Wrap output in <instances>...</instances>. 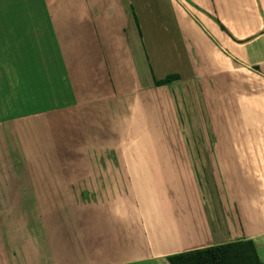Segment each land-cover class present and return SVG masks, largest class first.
Listing matches in <instances>:
<instances>
[{
    "label": "crops",
    "instance_id": "obj_1",
    "mask_svg": "<svg viewBox=\"0 0 264 264\" xmlns=\"http://www.w3.org/2000/svg\"><path fill=\"white\" fill-rule=\"evenodd\" d=\"M184 85L192 148L124 155L115 110ZM241 239L264 262V0H0V264H170Z\"/></svg>",
    "mask_w": 264,
    "mask_h": 264
},
{
    "label": "rangeland",
    "instance_id": "obj_2",
    "mask_svg": "<svg viewBox=\"0 0 264 264\" xmlns=\"http://www.w3.org/2000/svg\"><path fill=\"white\" fill-rule=\"evenodd\" d=\"M174 89L176 92L177 89ZM182 91L184 93L179 95L176 92L174 96L170 91L162 93L150 87L146 93L139 95L141 109H134L128 117L130 133L126 146L122 147L124 155H131L132 161L141 162L144 158L138 156L146 150L166 149L172 147L171 144L177 149L192 148L194 135L203 128L194 125L195 119L187 116L185 85ZM102 161L106 162V159L97 158V164ZM108 165L109 161L105 163V166Z\"/></svg>",
    "mask_w": 264,
    "mask_h": 264
},
{
    "label": "trees",
    "instance_id": "obj_3",
    "mask_svg": "<svg viewBox=\"0 0 264 264\" xmlns=\"http://www.w3.org/2000/svg\"><path fill=\"white\" fill-rule=\"evenodd\" d=\"M217 23L220 29L225 31L224 26L218 21ZM177 78L178 74H167L164 78L154 79V85H165ZM118 103L126 104L127 100L123 101L119 99L116 101L115 105H118ZM128 112L129 110H126L124 116L121 110H115L113 113L114 117L111 119L123 124L125 129L126 123L127 125L129 123ZM97 122L100 125L105 122V115H102V111L98 113ZM116 130L121 131V128L117 127ZM114 141L113 143L108 142L107 144L115 145L116 141ZM82 164L84 166L98 165L94 159L86 157L82 159ZM166 259L170 264H264V262L260 260L256 247L251 239H241L238 241L173 253L168 255Z\"/></svg>",
    "mask_w": 264,
    "mask_h": 264
}]
</instances>
